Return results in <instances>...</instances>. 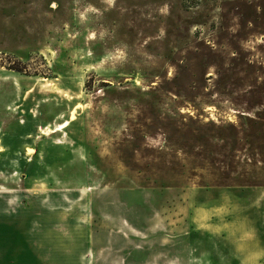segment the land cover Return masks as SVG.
I'll return each mask as SVG.
<instances>
[{"label": "rangeland", "instance_id": "1", "mask_svg": "<svg viewBox=\"0 0 264 264\" xmlns=\"http://www.w3.org/2000/svg\"><path fill=\"white\" fill-rule=\"evenodd\" d=\"M210 261L264 264V0H0V264Z\"/></svg>", "mask_w": 264, "mask_h": 264}, {"label": "bare ground", "instance_id": "2", "mask_svg": "<svg viewBox=\"0 0 264 264\" xmlns=\"http://www.w3.org/2000/svg\"><path fill=\"white\" fill-rule=\"evenodd\" d=\"M67 121L61 123V124H58L56 125V128L55 129H50L49 132H55V131H58V130H61L62 128H64L66 125H67Z\"/></svg>", "mask_w": 264, "mask_h": 264}, {"label": "crops", "instance_id": "3", "mask_svg": "<svg viewBox=\"0 0 264 264\" xmlns=\"http://www.w3.org/2000/svg\"><path fill=\"white\" fill-rule=\"evenodd\" d=\"M219 248H220V249L223 248V249H225L226 251H227V249H228V251L230 250V248H229L227 245H225V244H223V245L220 244V245H219ZM226 251H225V252H226ZM227 255H228V253H227ZM202 264H207V263H206V262H203ZM209 264H214V263H213L212 261H210Z\"/></svg>", "mask_w": 264, "mask_h": 264}]
</instances>
